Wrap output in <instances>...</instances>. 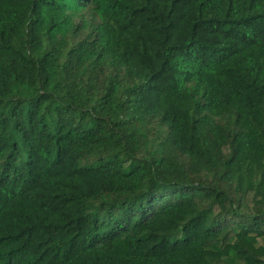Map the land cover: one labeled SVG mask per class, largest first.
<instances>
[{
    "label": "trees",
    "instance_id": "obj_1",
    "mask_svg": "<svg viewBox=\"0 0 264 264\" xmlns=\"http://www.w3.org/2000/svg\"><path fill=\"white\" fill-rule=\"evenodd\" d=\"M0 264H264V0H0Z\"/></svg>",
    "mask_w": 264,
    "mask_h": 264
}]
</instances>
